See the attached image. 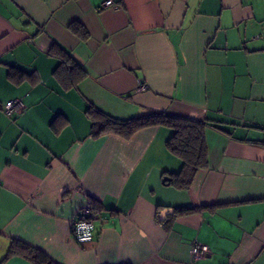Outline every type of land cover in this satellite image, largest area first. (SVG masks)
Here are the masks:
<instances>
[{
  "label": "crops",
  "instance_id": "obj_1",
  "mask_svg": "<svg viewBox=\"0 0 264 264\" xmlns=\"http://www.w3.org/2000/svg\"><path fill=\"white\" fill-rule=\"evenodd\" d=\"M114 1L0 0V264H264V0ZM89 105L205 122L206 165L179 187L171 127L94 137Z\"/></svg>",
  "mask_w": 264,
  "mask_h": 264
},
{
  "label": "trees",
  "instance_id": "obj_2",
  "mask_svg": "<svg viewBox=\"0 0 264 264\" xmlns=\"http://www.w3.org/2000/svg\"><path fill=\"white\" fill-rule=\"evenodd\" d=\"M93 116L92 135L98 137L104 133H116L125 138L130 137L136 130L151 125H166L173 129L166 144L170 151L182 160V166L175 175V182L179 187H188L196 171L207 163V151L203 129L205 122L170 116L164 112L153 111L145 115L121 120L113 118L96 110L91 105ZM202 207H178L176 213L199 211ZM9 254H19L35 264H57L45 253L18 240H12Z\"/></svg>",
  "mask_w": 264,
  "mask_h": 264
},
{
  "label": "built area",
  "instance_id": "obj_3",
  "mask_svg": "<svg viewBox=\"0 0 264 264\" xmlns=\"http://www.w3.org/2000/svg\"><path fill=\"white\" fill-rule=\"evenodd\" d=\"M114 0H103L102 6L109 7L113 6ZM146 86L141 84L138 90H143ZM24 108L23 101L20 98H13L8 100L3 106V112L11 117L22 111ZM96 217V212L91 208L90 205L86 204L81 206L76 213V217L71 225V232L73 238L78 242H88L93 239L94 230V219ZM209 248L206 244L199 242L198 240H193L191 242V254L193 258H197L205 255Z\"/></svg>",
  "mask_w": 264,
  "mask_h": 264
},
{
  "label": "water",
  "instance_id": "obj_4",
  "mask_svg": "<svg viewBox=\"0 0 264 264\" xmlns=\"http://www.w3.org/2000/svg\"><path fill=\"white\" fill-rule=\"evenodd\" d=\"M166 212H173L171 209H166ZM165 213V212H164Z\"/></svg>",
  "mask_w": 264,
  "mask_h": 264
}]
</instances>
